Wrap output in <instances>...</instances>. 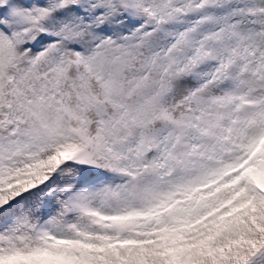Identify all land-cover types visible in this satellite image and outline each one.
<instances>
[{"label": "snow or ice", "instance_id": "obj_1", "mask_svg": "<svg viewBox=\"0 0 264 264\" xmlns=\"http://www.w3.org/2000/svg\"><path fill=\"white\" fill-rule=\"evenodd\" d=\"M0 264H264V0H0Z\"/></svg>", "mask_w": 264, "mask_h": 264}]
</instances>
